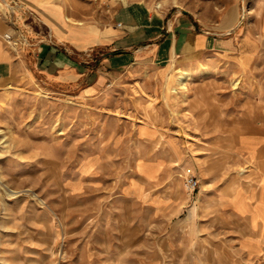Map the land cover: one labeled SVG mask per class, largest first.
<instances>
[{
  "label": "rangeland",
  "instance_id": "rangeland-1",
  "mask_svg": "<svg viewBox=\"0 0 264 264\" xmlns=\"http://www.w3.org/2000/svg\"><path fill=\"white\" fill-rule=\"evenodd\" d=\"M48 1L93 37L135 4L232 48L140 62L90 95L35 69L0 81V264H264V0Z\"/></svg>",
  "mask_w": 264,
  "mask_h": 264
},
{
  "label": "crops",
  "instance_id": "crops-1",
  "mask_svg": "<svg viewBox=\"0 0 264 264\" xmlns=\"http://www.w3.org/2000/svg\"><path fill=\"white\" fill-rule=\"evenodd\" d=\"M48 2L58 6L64 14L55 0ZM16 3L18 8L12 13L0 9V81L13 78L19 70L35 69L43 75L73 84L83 95H90L107 76L140 62L163 64L170 62L173 54L181 56L188 51L217 49L220 53H229L232 48L229 39L203 32L187 13L169 18L141 5H124L113 16L115 24L105 29L95 28L98 34L93 37L85 27L63 23L55 7L53 14L49 11L45 16L43 10L34 6L38 3L34 0ZM5 33H10L18 42L15 49L2 39ZM72 36L77 39L72 40ZM96 47L106 50L100 66L94 70L92 51ZM219 131L221 129L214 130ZM252 132L256 133L252 137L263 139L264 135L257 133L263 134L264 127ZM240 151L253 156L249 150ZM244 197L248 200L246 195Z\"/></svg>",
  "mask_w": 264,
  "mask_h": 264
},
{
  "label": "built area",
  "instance_id": "built-area-1",
  "mask_svg": "<svg viewBox=\"0 0 264 264\" xmlns=\"http://www.w3.org/2000/svg\"><path fill=\"white\" fill-rule=\"evenodd\" d=\"M3 38L12 48L15 49L17 47L18 42L12 37L10 33H5ZM185 185L190 192H193L198 187V181L193 176H191L186 179Z\"/></svg>",
  "mask_w": 264,
  "mask_h": 264
},
{
  "label": "bare ground",
  "instance_id": "bare-ground-1",
  "mask_svg": "<svg viewBox=\"0 0 264 264\" xmlns=\"http://www.w3.org/2000/svg\"><path fill=\"white\" fill-rule=\"evenodd\" d=\"M253 10L251 9L250 10V12L249 13H251ZM55 18V17H54ZM59 19V18H58ZM67 20H70V21H72L73 22V20L71 19V18H69V17H67ZM79 23H81V22H79ZM73 24H74V22H73ZM75 25V24H74ZM79 25V24H78ZM81 25V24H80ZM173 59H172V66H174L175 64H176V62H175V58H176V56L173 54V57H172ZM182 74V73H181ZM191 79V74L190 73H188V72H184L180 77H178V80L181 82V84H182V86H183V89H186L187 88V83H189V80ZM169 80H174V76L172 75V78L170 79L169 78ZM174 84V83H173ZM169 87V86H168ZM171 90V89H170ZM200 95H201V93H200ZM202 96V95H201ZM203 98V97H202ZM251 117H253V116H251ZM251 117H250V119H251ZM250 119L249 120H247L246 122H250L249 123V125H248V123H247V125H244L245 127V129H247V128H251V126L252 125H250L251 124V121H250ZM262 125V124H261ZM232 136H234V135H232ZM237 140H239V138L237 139ZM230 144V143H229Z\"/></svg>",
  "mask_w": 264,
  "mask_h": 264
},
{
  "label": "water",
  "instance_id": "water-1",
  "mask_svg": "<svg viewBox=\"0 0 264 264\" xmlns=\"http://www.w3.org/2000/svg\"><path fill=\"white\" fill-rule=\"evenodd\" d=\"M5 7L9 12H14L18 8V4L14 1L6 2L5 0H2Z\"/></svg>",
  "mask_w": 264,
  "mask_h": 264
}]
</instances>
